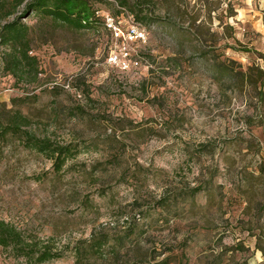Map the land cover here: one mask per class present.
<instances>
[{
    "label": "rangeland",
    "instance_id": "obj_1",
    "mask_svg": "<svg viewBox=\"0 0 264 264\" xmlns=\"http://www.w3.org/2000/svg\"><path fill=\"white\" fill-rule=\"evenodd\" d=\"M124 1L146 31L124 69L101 26L19 14L23 2L5 18L29 26L39 74L14 81L0 45V111L79 151L54 173L0 141V219L62 252L34 263L0 246V264H264V0ZM93 229L118 242L76 259Z\"/></svg>",
    "mask_w": 264,
    "mask_h": 264
},
{
    "label": "trees",
    "instance_id": "obj_2",
    "mask_svg": "<svg viewBox=\"0 0 264 264\" xmlns=\"http://www.w3.org/2000/svg\"><path fill=\"white\" fill-rule=\"evenodd\" d=\"M102 0H0V45L7 47L1 53V69L12 76L14 81L33 82L39 74L37 58L29 53L30 39L28 37L29 26L20 22L21 16L12 15L16 7L23 2V9L19 14L26 11L36 13L49 20L57 22L76 30L92 29L101 26V21L95 15L97 8L93 7L95 2ZM121 7L125 5L124 0H116ZM264 25V17H263ZM259 57L263 60L264 54ZM251 66L246 71L240 72L243 82L251 83ZM258 69V68H257ZM261 82L264 81V68L258 70ZM260 82V84H261ZM264 88L257 90V98L261 101ZM30 120L19 110L2 109L0 111V141L10 136L16 138L19 144L28 150L41 154L50 160L51 170L58 173L65 161L74 156L79 149L71 142L55 141L47 135L35 134L30 129ZM193 188L192 191H198ZM112 239V238H111ZM108 234L91 230L89 237L83 240V246H73L76 259L81 255L96 254L101 251L103 245L111 240ZM114 240V239H112ZM118 242V240H114ZM0 246L8 248L15 257H23L34 263H41L50 259L61 257L60 250H54L47 242H40L31 237H25L22 231L11 223L0 219Z\"/></svg>",
    "mask_w": 264,
    "mask_h": 264
},
{
    "label": "built area",
    "instance_id": "obj_3",
    "mask_svg": "<svg viewBox=\"0 0 264 264\" xmlns=\"http://www.w3.org/2000/svg\"><path fill=\"white\" fill-rule=\"evenodd\" d=\"M113 2L116 14H111L109 12H104L103 14H98V11H95V15L100 19L102 28L108 33L109 37L113 42L117 43V51L122 54V57L118 59V62L115 63L119 68L124 69L127 67V42H144L146 37V31L144 27L132 17V14L127 12L125 8L119 6L115 0H107ZM114 45H116L114 43ZM113 45V46H114ZM108 60L112 62L117 61L116 55H113L112 58L108 56ZM58 85L56 82H51L52 85ZM60 85V84H59ZM68 87V80L66 83L61 84V87Z\"/></svg>",
    "mask_w": 264,
    "mask_h": 264
}]
</instances>
